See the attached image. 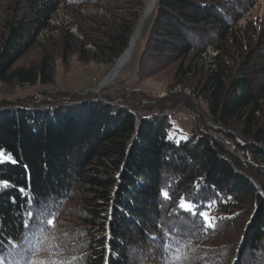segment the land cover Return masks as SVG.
<instances>
[{
    "label": "trees",
    "instance_id": "16d2710c",
    "mask_svg": "<svg viewBox=\"0 0 264 264\" xmlns=\"http://www.w3.org/2000/svg\"><path fill=\"white\" fill-rule=\"evenodd\" d=\"M149 1L0 0V84L51 85L56 61L71 57L113 67ZM257 1H156L132 63L137 81L173 67L174 86L191 89L187 134L171 117L191 98L182 92L117 99L105 95L112 81L98 94L0 102V264H264V17L248 18ZM60 7L71 22L55 27ZM33 49L38 61L20 65ZM45 211L55 228L41 232Z\"/></svg>",
    "mask_w": 264,
    "mask_h": 264
},
{
    "label": "rangeland",
    "instance_id": "374dc122",
    "mask_svg": "<svg viewBox=\"0 0 264 264\" xmlns=\"http://www.w3.org/2000/svg\"><path fill=\"white\" fill-rule=\"evenodd\" d=\"M264 17V0H258L252 12L248 18L251 20L261 19ZM71 20L66 15V11L59 8L55 18L51 21V25L58 27L62 23L70 24ZM148 20L142 28V32L145 31ZM70 32L74 35L78 34V31L74 26L70 28ZM141 32V33H142ZM51 37H57L55 31L49 33ZM39 50L33 49L25 58H23L19 64L29 65L33 64L39 59ZM209 57H214L216 53L212 50L208 51ZM132 58L128 61L125 67L113 80L115 83L111 84V89L105 91V95L111 97H119L125 93H142L151 99L164 98L168 94H174L182 92L191 97L189 100L181 101L172 107V120L176 127L183 133L187 134L190 131V118L196 113V109L193 106V99L191 89H181L174 86V68L161 72L157 76L147 79L146 81H137L135 75V62L132 63ZM111 68L106 65H100L97 63H80L77 57H71L68 60L67 65H63L58 59L55 64V78L54 82L48 86L37 85L34 87L24 86L20 87L16 83L12 85L0 84V102L1 101H20L25 99H37L43 98L42 93L53 95L55 93L69 92L79 93L90 91L95 89L97 85L104 79V77L110 72ZM198 78H191L190 81L196 84ZM112 83V82H111ZM127 89V90H126ZM118 99V98H117ZM197 104V102H196Z\"/></svg>",
    "mask_w": 264,
    "mask_h": 264
},
{
    "label": "snow or ice",
    "instance_id": "6c2138e0",
    "mask_svg": "<svg viewBox=\"0 0 264 264\" xmlns=\"http://www.w3.org/2000/svg\"><path fill=\"white\" fill-rule=\"evenodd\" d=\"M9 159H11L9 157ZM23 192L24 190L21 189ZM166 199L168 197V193L162 191L161 193ZM181 209H183L185 212L190 213L191 215H199L201 218L204 220V226L211 228L214 226L213 218L209 217V215L205 212H197V205L191 201L190 199L187 198H181L179 201L178 205ZM29 220H31L32 213L31 211L28 213ZM25 227H30L28 221L25 222ZM37 228L41 231H47V228H55V213H49L47 211L42 212L40 216V223L37 225ZM179 259V257H177ZM30 264H62L60 261L52 260H43V259H37V260H32Z\"/></svg>",
    "mask_w": 264,
    "mask_h": 264
},
{
    "label": "water",
    "instance_id": "95a60500",
    "mask_svg": "<svg viewBox=\"0 0 264 264\" xmlns=\"http://www.w3.org/2000/svg\"><path fill=\"white\" fill-rule=\"evenodd\" d=\"M156 1L157 0H150L146 6L143 9L142 15L140 17V20L137 24V27L132 35V38L129 42L128 48L124 51V53L119 57V59L116 61L115 65L112 67V69L110 70V72L104 77V79L97 85V87L95 89H91L89 92L91 93H95L98 94L100 92L101 89H103L104 87H106L109 83H111L116 76L118 75V73L121 72V70L125 67L127 61H129L132 57L133 51L134 49L131 48L132 42L134 40L135 34L139 28V26L141 25V22L144 18V15L147 11L148 6L152 3V8H151V13L155 8L156 5ZM125 58V59H124Z\"/></svg>",
    "mask_w": 264,
    "mask_h": 264
},
{
    "label": "bare ground",
    "instance_id": "6f19581e",
    "mask_svg": "<svg viewBox=\"0 0 264 264\" xmlns=\"http://www.w3.org/2000/svg\"><path fill=\"white\" fill-rule=\"evenodd\" d=\"M151 8H152V3L148 6V8H147V11H146V13H145V15H144V18H143V20H142V22H141V25L139 26V28H138V30H137V32H136V34H135V37H134V40H133V42H132V45H131V48H135V46H136V44L138 43V41H139V39H140V36H141V32H142V28H143V26H144V23L147 21V19H148V17L150 16V14H151ZM125 59V58H124ZM127 63H128V61H127ZM126 63V64H127ZM119 74V73H118Z\"/></svg>",
    "mask_w": 264,
    "mask_h": 264
},
{
    "label": "built area",
    "instance_id": "2783aa9c",
    "mask_svg": "<svg viewBox=\"0 0 264 264\" xmlns=\"http://www.w3.org/2000/svg\"><path fill=\"white\" fill-rule=\"evenodd\" d=\"M127 90V89H126Z\"/></svg>",
    "mask_w": 264,
    "mask_h": 264
}]
</instances>
